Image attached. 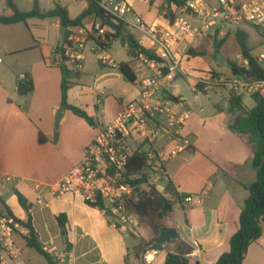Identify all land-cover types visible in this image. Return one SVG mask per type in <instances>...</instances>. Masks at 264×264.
I'll use <instances>...</instances> for the list:
<instances>
[{
  "label": "crops",
  "instance_id": "0c3cea01",
  "mask_svg": "<svg viewBox=\"0 0 264 264\" xmlns=\"http://www.w3.org/2000/svg\"><path fill=\"white\" fill-rule=\"evenodd\" d=\"M30 1H32L33 7V0ZM37 1L39 4V0ZM15 2L16 0H14ZM127 3L131 8V12L127 15L131 14L139 17L150 27L156 26L165 31L170 30V23L164 15L166 9L163 0H127ZM57 4L66 7L69 17L73 19L87 6V0H59L51 5L48 4L49 8L47 9H42L40 5L39 8L41 11H48ZM0 7L3 11L5 10L4 0H0ZM124 19L131 21L126 15ZM96 21L97 19L92 17L87 18L83 21L82 26L72 27L69 32L78 33L81 28L87 29ZM22 23L27 25L28 32V36L22 38L25 40V45L12 44L4 47V52L10 56H20L31 51H37L46 66L59 69L53 64V52L59 43V28L61 26L59 20L57 18H33L28 19L26 22L5 26L16 27ZM128 30L136 37L141 46L147 48L148 40L140 32L130 26ZM208 36L212 35L207 34L194 40H182L176 47L177 54L182 59V57L188 56L187 50L189 48L204 50L203 41ZM85 49L82 64L79 67L81 76L85 60ZM108 49L96 48L93 51L98 55V65L100 68L118 69V64L107 54ZM190 57L193 59L199 58V56ZM49 59H52L51 63ZM128 63L136 74V78L152 74L146 64H140L138 58H131V62ZM66 65L70 68L71 62L67 61ZM261 65L263 66V62ZM25 74L28 73L24 72L16 75L9 89H4L6 98H9L7 102L12 109L13 118L11 126H8L9 120L7 119L6 123H8L0 126V143L3 139H16V142H14L16 154L13 159V169L18 177L16 181H13L11 176L0 174L2 175L0 176V210L5 204L15 217L23 221H26L30 215L32 226L41 244L45 245L52 242L56 246L57 240H60L61 249L57 248L59 253L64 251L67 246L60 235L56 216L65 214L69 229L67 241L71 245L70 250L72 253V258H69V261L67 259L69 264H163L168 253L178 251L184 252L188 260L187 264H216L217 259L229 250V239L239 229L240 212L249 197L246 186L256 179V173L251 166L252 150L247 143V136L236 135L227 129V124L231 119L230 115H228L230 119L223 125L219 136L207 137L209 139L208 144L202 142L198 134L185 129L183 123L177 137L180 140L187 141L186 148L175 157L162 162L161 167L154 161L151 169L147 171L149 177V174L152 175L151 173L155 171L160 174L161 170L163 178L161 177L159 183L162 181L164 185H155L159 191L164 189L167 182H171L176 192L197 196L200 199V204L189 205L184 202L176 204L173 211L163 217L158 225H161L160 228H174L177 237L166 243L162 251H153L142 258L143 250L155 240L160 229L142 214L129 213L131 219L129 224H117L116 227H113L111 215L109 216L104 210L86 204L82 198L71 194L61 196L49 194L48 187L60 181L82 159L83 148L104 125H100L97 120V128L89 126L83 119L71 112L61 110L59 102V106H55L54 110L59 108L62 111L60 122L68 117L66 116L69 115L68 113L76 117L74 126L77 131L75 134L71 135V132L65 126L56 135H54L55 129L50 125L43 128L38 127L26 118L22 109L19 108L20 104L22 105L29 97H32L31 95L37 88L36 81L32 78L34 90L31 94L19 96L16 93V79L24 77ZM81 76L77 80H71L74 84L68 90L67 101L69 104L84 110L89 116L96 117L93 116V112L88 111L86 105L84 106L81 103L82 98L87 96L84 93L87 88L82 87L83 89H81L80 87ZM187 78L190 79L189 76ZM50 81L51 77L48 73L40 76V82L45 83V85H48ZM171 82L159 86L158 96L162 97V91L165 90L174 97H179L169 89ZM131 84L132 92L125 100L120 101L122 107L123 104L134 100L138 96L135 84ZM95 99L94 111L96 113L100 105V99L97 95ZM254 106L255 103L253 106H245V108L251 109ZM182 107H184L182 101L179 103L171 102V110L186 119L187 112ZM158 120L162 123L161 127L164 128L165 121L161 118H158ZM8 127H10V132H7L9 131ZM175 139L172 133L162 130L161 135L151 143L134 142L132 144V154L139 151L146 154L160 151L167 152L174 149L178 144ZM219 139H225V145ZM155 143L157 144L156 147L154 146ZM219 143L222 144L221 149L225 147L224 150L227 151L226 159L222 163H217L211 157L212 154L218 153ZM30 156H36L35 164L29 162L28 157ZM164 177L166 178L164 179ZM6 178H9V180H6ZM10 182L14 184L8 191L3 184ZM140 188H145V185H140ZM15 191H18L24 197L30 209L24 210L20 206ZM38 198L42 199L41 205L36 204ZM134 198L137 197L134 196ZM14 242L18 250V258L17 260L8 261L7 264H29L22 259L24 252L28 253L27 250L23 251L22 246L18 247L15 239ZM23 246L30 249L26 246L25 241ZM242 264H264V225L261 237L248 246Z\"/></svg>",
  "mask_w": 264,
  "mask_h": 264
},
{
  "label": "built area",
  "instance_id": "2783aa9c",
  "mask_svg": "<svg viewBox=\"0 0 264 264\" xmlns=\"http://www.w3.org/2000/svg\"><path fill=\"white\" fill-rule=\"evenodd\" d=\"M216 2V8L211 7L208 0H187L186 4L177 10L173 7L175 17L170 24V30L165 31L156 26L146 25L137 16H134V21L125 20V15L131 12L127 0L98 1L100 9L110 15L111 19L121 20L140 32L148 40L146 49L161 62L148 59L143 54L138 55L140 64H146L152 74L141 76L134 81L138 91L137 98L123 104L118 116L96 132L83 148L82 159L60 181L48 187L49 194L52 196L71 194L82 198L88 205L100 199L111 210L113 227L131 222L125 204L134 199L136 192L135 187L126 182L125 174L128 159L132 155V144L151 143L161 135L162 130L171 132L178 142L174 149L147 154L149 163L152 160L156 161L159 167L162 162L175 157L187 146L186 140L177 137L184 123V116L175 114L171 110V101L157 94L160 85L173 81L175 75L182 71V59L176 51L179 42L185 39L194 40L211 29L214 33L219 30V35L222 36L244 25H255L260 28L262 34L264 33V0H248L240 3H234V0H216ZM108 29L97 20L87 29L81 28L78 33L70 32L64 45L68 60L71 63L82 61L88 41H94L95 46L92 51L101 48L96 40L105 39ZM255 59L258 63L264 62V54H259ZM242 60L241 66H245L247 61ZM77 66L80 67L79 63ZM163 68L168 71L163 73ZM196 80L205 91L223 89L228 94L264 96V80L244 79L234 75L214 76L210 72L199 76ZM158 118L165 121L163 124L165 129L161 127L162 123ZM158 180L161 178L154 179V183ZM184 203L199 205L200 199L187 194ZM36 204L41 205L42 199L38 198ZM27 233V229L14 217H0V264L17 260L18 250L14 236ZM43 250L56 264H69V258H72L71 250L66 248L59 253L52 242L43 245Z\"/></svg>",
  "mask_w": 264,
  "mask_h": 264
},
{
  "label": "trees",
  "instance_id": "16d2710c",
  "mask_svg": "<svg viewBox=\"0 0 264 264\" xmlns=\"http://www.w3.org/2000/svg\"><path fill=\"white\" fill-rule=\"evenodd\" d=\"M4 1L6 7L12 12V14L10 16L0 15V24H16L26 22L28 19L33 18H57L60 25L67 29L65 44L67 43V38L70 34L69 29L82 26L85 19L91 17L97 19L100 13H103L106 18H112L100 9L98 5L99 0H87V6L73 19L69 17L67 8L58 4L51 10L41 11L38 1L33 0L32 9L25 12L20 11L17 8L14 0ZM163 2L166 9L164 15L171 24L175 17L174 11L171 8L175 7L177 10V8L184 6L187 0H163ZM116 21L118 25L117 31H111L108 29L104 41H100V39L96 40L101 48L108 49L111 41L119 39L122 45L126 47L127 53L132 59H136L139 54H143L148 59L161 62V60L156 58L150 50L139 44L136 37L129 32V26L126 23L121 20ZM101 24L104 25L102 22ZM251 26L261 33L259 27L255 25ZM231 36L235 37L239 46V55L242 59L247 61L245 66H239L236 62L228 59L227 64L230 68L231 75L240 76L244 79L264 80V67L261 63H258L255 57L251 54V49L248 44L249 36L242 28L236 30L233 35L226 32L222 36L219 35V30H216L212 35L213 45L215 46L214 51L221 48L225 41ZM53 54V64H55L61 72L60 109L71 112L73 115L83 119L89 126L97 128V119L95 117L89 116L84 110L69 104L67 101L68 90L74 84L71 80H77L81 76V72L77 65L79 63L81 66L82 61L71 63V67L69 68L66 65V62L69 60L65 55V46L62 48L61 57L58 53V46L55 48ZM187 54L192 57H201L205 54V51L189 48ZM118 70L126 82L134 83L136 80V74L130 67L129 63H119ZM162 71L163 73H166L168 70L163 68ZM210 74L214 76L222 75L213 70L210 71ZM187 76L188 75L182 70L175 75V78H186ZM15 87L16 93L19 96H27L31 94L34 90L32 77L29 74H25L23 78H17ZM196 87L198 91L203 93L206 92L201 84H197ZM162 97L172 103L181 102L179 97H174L170 92L165 90L162 91ZM242 98L243 96L241 95H228L225 112L227 115L231 116V119L227 124V129L236 135L247 136V143L252 150L251 166L256 173V179L250 185L246 186V189L249 192V197L246 199L244 207L240 212L239 229L229 239V250L217 259L216 264H242L243 256L248 246L261 237L262 227L264 225V97L257 94L252 95L251 98L253 99L255 106L251 109L245 108ZM149 161L150 159H148L147 154L144 152H135L129 157L125 178L126 182L135 187L137 198L126 202L125 208L128 213L142 214L155 224V220H162L163 217L171 213L176 204H182L187 194H179L176 192L171 182H167L164 189L159 191L157 186L149 182L147 171L151 169L154 162L152 160V162L149 163ZM140 185H145V188L141 189ZM15 195L20 206L24 210L30 209L26 200L18 191H15ZM91 206L104 210L110 216L111 210L102 200L98 199L97 202L91 204ZM1 216L14 217L16 221L27 229L28 233L26 235H21L26 246L43 257L48 264H56L51 256L43 250V245L38 240L37 233L32 226L30 215L26 221L20 220L15 217L9 207L4 204L0 210V217ZM56 220L60 229V235L66 243L67 248L70 250L71 245L67 241V235L69 232L67 216L65 214H59L56 216ZM157 227L160 228L161 225L157 224ZM187 263L188 260L183 251L168 253L163 262V264Z\"/></svg>",
  "mask_w": 264,
  "mask_h": 264
},
{
  "label": "rangeland",
  "instance_id": "374dc122",
  "mask_svg": "<svg viewBox=\"0 0 264 264\" xmlns=\"http://www.w3.org/2000/svg\"><path fill=\"white\" fill-rule=\"evenodd\" d=\"M58 1L59 0H39V5L42 9H47L49 8L48 4L51 5L53 2ZM208 1L211 7H217L216 0ZM245 1L248 0H234V3ZM15 3L17 7L23 11H27L32 8V1L30 0H16ZM0 12L1 15H11V11L6 7L4 11L0 7ZM126 17H128L129 20L134 21V16L131 14L126 15ZM242 28L249 35L248 44L251 49V54L253 56L264 54L263 34L251 25H244ZM235 32L229 33L233 35ZM207 34L213 35L214 30L211 29L203 36H206ZM27 36V25L23 23L16 27L0 25V126L8 123H6V119L9 120L8 126H11L13 118L11 113L12 109L9 107L7 102L9 98H6L4 89H9L16 75L26 72L34 78L37 88L33 95H31L32 97H29L25 103L19 105V108L22 109L25 117L35 123L38 127L43 128L46 125H50V127L52 126L53 129H55L54 135L58 134L63 126L71 132V135H74L77 131L74 126L76 117L71 113H68L69 115H66L68 117L63 122H60L62 111H60L59 108L54 110V107L59 106L60 102V70L46 66L40 56V53L37 51H31L20 56H10L4 52V47L12 44L24 46L25 40L22 38ZM94 45L95 44L90 41L87 43L85 49V60L83 69L81 70L83 73L80 79V87L81 89H83L82 87L87 88L84 90V93H86L87 96L82 98L81 103L88 107L89 112H93V116H96L95 118L98 120L100 125L105 126L112 122L122 111L120 101L125 100L130 95L132 92V84L123 79V76L118 69L99 67L97 61L98 55L97 53L91 51V48H93ZM203 47L205 54L199 58L193 59L189 55H186L187 57H182L181 68H183V72H185L190 79L187 77H177L173 79L169 89L175 95L180 97L184 106L182 108L185 112H187L184 128L198 134L202 139V142H206L208 144L209 139L207 137L219 136L223 125L230 119V116H228L225 112V108L227 106L226 100L229 94L223 89L206 91L205 93L208 94L200 92L196 87V79L199 76H204V74H207L212 70L222 74L221 76L223 77H230L231 71L227 64V60H232L239 66L243 64V60L239 55V46L233 36L225 41V43L217 51H214L215 46L213 45L212 36L205 37ZM107 54L117 64L121 62H131V57L127 54L126 47L122 45L119 39L111 41ZM49 61L51 63L52 59H49ZM45 73H48L51 77V81L48 82V85L40 82V76H43ZM96 95L100 99V105L95 113L94 107L96 103ZM241 96H243L242 100L245 106L251 107L254 105V101L250 96ZM8 128L9 131L7 132H10V127ZM16 136L18 135L16 134ZM15 140L16 139L14 138L8 140L3 139L0 143V174H3L4 176H11L13 181H16L18 177L13 169V159L16 154L14 146V142H16ZM220 141H222V144L224 143L225 145V139ZM222 144H218L220 147L218 153L211 155V157H213L212 159L217 163H222V161L226 159L227 151L224 150L225 147L221 149ZM156 145L157 144L155 143L154 146L156 147ZM28 159L29 162L35 164L36 156H30ZM153 173H151L152 175L149 174V182L151 184L153 183V185H164V182L161 181L159 183V180L154 183V179H157V177L161 178L162 176L161 173L158 174V171ZM13 184V182H10L3 185H5L6 189L10 191V187ZM155 221V224L157 225L161 220ZM14 239L16 240L18 247L22 246L23 251L27 250L28 253L24 252L22 257L26 263L47 264L44 258L38 255L34 250L27 249L23 246L24 239L21 235L16 234ZM56 243V248L60 250V240H57Z\"/></svg>",
  "mask_w": 264,
  "mask_h": 264
},
{
  "label": "water",
  "instance_id": "95a60500",
  "mask_svg": "<svg viewBox=\"0 0 264 264\" xmlns=\"http://www.w3.org/2000/svg\"><path fill=\"white\" fill-rule=\"evenodd\" d=\"M97 20L102 22L107 28H109L112 31L118 30L117 22L111 18H106L103 13H100L98 15ZM65 40H66V28L60 26L59 43H58V53L60 57L62 54V48L65 45ZM176 237H177V232L174 228H169V227L160 228L155 240L143 250L142 258H144L146 255H148L153 251H162L163 246L166 243H169L171 240L175 239Z\"/></svg>",
  "mask_w": 264,
  "mask_h": 264
}]
</instances>
